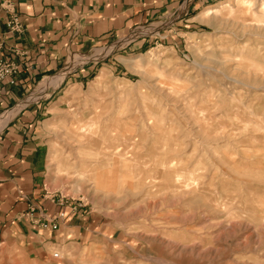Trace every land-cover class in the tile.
<instances>
[{
    "label": "rangeland",
    "instance_id": "rangeland-1",
    "mask_svg": "<svg viewBox=\"0 0 264 264\" xmlns=\"http://www.w3.org/2000/svg\"><path fill=\"white\" fill-rule=\"evenodd\" d=\"M235 17L198 19L178 45L166 19L73 53L2 114L50 103L45 193L93 227L2 245L0 264H264V35Z\"/></svg>",
    "mask_w": 264,
    "mask_h": 264
},
{
    "label": "crops",
    "instance_id": "crops-1",
    "mask_svg": "<svg viewBox=\"0 0 264 264\" xmlns=\"http://www.w3.org/2000/svg\"><path fill=\"white\" fill-rule=\"evenodd\" d=\"M6 1L12 2L20 17L21 32L7 26L10 13L2 5ZM218 1L0 0V59L14 61L19 69L14 84L0 82V117L41 79L63 68L71 54L91 51L140 26L166 19L173 27L164 42L181 44L190 33L186 28L201 29L202 23L195 19L200 11ZM147 46L141 41L133 50ZM89 70L75 74L76 85ZM49 104L15 109L0 125V247L15 242L36 252L46 243L80 237L93 227L89 217L56 204L45 193L49 154L45 122L53 114ZM63 211L66 215L59 219L58 229L41 227L42 221Z\"/></svg>",
    "mask_w": 264,
    "mask_h": 264
},
{
    "label": "bare ground",
    "instance_id": "bare-ground-1",
    "mask_svg": "<svg viewBox=\"0 0 264 264\" xmlns=\"http://www.w3.org/2000/svg\"><path fill=\"white\" fill-rule=\"evenodd\" d=\"M227 13L229 15V17H231L232 15H235L237 18H239V20H237L236 22L233 21L232 25H236V28L238 27L239 30H241L242 32H252V33H256V34H262L264 35V0H262L260 2V0H225L223 2L217 3L215 5H211L206 7L195 19H206L212 16H219L221 13ZM235 17V18H236ZM228 18H221L222 23H226L228 24V21H226ZM242 19V20H241ZM220 20V19H219ZM231 20V19H230ZM264 46V45H263ZM263 48V47H262ZM262 51V50H261ZM150 52V51H148ZM258 54V53H257ZM145 54H143L141 57H139L140 61L146 62L143 58ZM147 58V57H146ZM131 61L130 63L136 62L137 60H129ZM104 71V69H103ZM223 73V72H222ZM224 74V73H223ZM101 75L97 76V80L101 79ZM228 78V77H227ZM230 79V77H229ZM248 81V80H247ZM237 82V81H236ZM242 83V82H241ZM154 87H158V84H153ZM160 85V84H159ZM76 86H73L70 91H72L73 89H75ZM69 90L67 92H70ZM76 93V92H75ZM169 97V96H168ZM20 107H22V104L16 108V110H18ZM12 113L8 112L6 113L4 116H2L0 118V125H2L7 119H8V115ZM97 122V121H96ZM96 136V135H95ZM227 137V136H225ZM91 138V137H90ZM92 139V138H91ZM90 139V140H91ZM208 139V138H207ZM98 141V140H97ZM100 144V143H99ZM98 145V144H97ZM107 146V145H105ZM59 149V148H57ZM57 149L55 147H53V154L51 155V164L55 165L57 164ZM102 150V149H101ZM60 152V151H59ZM58 153V152H57ZM115 154L117 155L118 159H117V163L116 164H123L124 163V159H123V154H122V150L120 148H117V151L115 152ZM60 155V153H59ZM62 155V154H61ZM60 155V156H61ZM106 156V155H104ZM94 157V156H93ZM61 158V157H60ZM101 158V157H99ZM98 158V159H99ZM102 159V158H101ZM107 159V158H105ZM60 159L58 158V161ZM116 160V159H115ZM64 161V160H63ZM105 161V160H104ZM110 161V160H109ZM59 163V162H58ZM67 164V163H66ZM51 165V166H52ZM60 165H58L59 167ZM56 167V166H55ZM57 167V168H58ZM69 167V166H68ZM53 168V167H52ZM56 170V168H55ZM59 170V169H58ZM107 170V169H106ZM121 170V166L120 168L117 170L116 169V173H118ZM61 171V170H60ZM63 171V170H62ZM107 172V171H106ZM105 172V173H106ZM58 173V172H57ZM61 173V172H60ZM55 174V173H54ZM104 174V172H103ZM56 175V174H55ZM61 175V174H60ZM107 175V174H106ZM111 176V175H110ZM109 176V178H110ZM61 177V176H60ZM106 177V176H105ZM78 178V177H77ZM102 179V178H101ZM84 180V178H83ZM103 181V179H102ZM106 182L108 183V181L106 180ZM220 224V223H219ZM222 224V223H221ZM220 224V225H221ZM239 258V257H238Z\"/></svg>",
    "mask_w": 264,
    "mask_h": 264
},
{
    "label": "built area",
    "instance_id": "built-area-1",
    "mask_svg": "<svg viewBox=\"0 0 264 264\" xmlns=\"http://www.w3.org/2000/svg\"><path fill=\"white\" fill-rule=\"evenodd\" d=\"M2 5H5V9L10 13V19L7 23L9 30L21 32L23 29V24L20 21V17L16 10L12 8V2L6 1L3 2ZM18 70V66L14 61L10 59H0V82L7 80L9 83L14 84L16 82V74L18 73ZM63 204L64 202L62 201L61 205ZM76 208L77 207H73L72 209L76 210ZM65 215V211H63L57 217H52L42 221L40 225L44 229L56 230L59 228V219H63Z\"/></svg>",
    "mask_w": 264,
    "mask_h": 264
}]
</instances>
